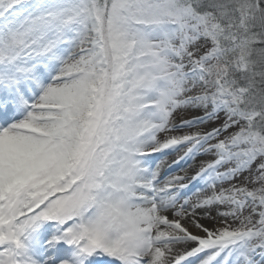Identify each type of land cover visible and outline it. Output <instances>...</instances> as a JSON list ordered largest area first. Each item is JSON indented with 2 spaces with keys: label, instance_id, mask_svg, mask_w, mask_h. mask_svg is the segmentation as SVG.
Returning a JSON list of instances; mask_svg holds the SVG:
<instances>
[{
  "label": "snow or ice",
  "instance_id": "1",
  "mask_svg": "<svg viewBox=\"0 0 264 264\" xmlns=\"http://www.w3.org/2000/svg\"><path fill=\"white\" fill-rule=\"evenodd\" d=\"M0 264H264V0H0Z\"/></svg>",
  "mask_w": 264,
  "mask_h": 264
}]
</instances>
